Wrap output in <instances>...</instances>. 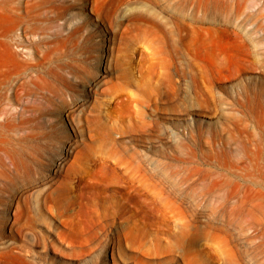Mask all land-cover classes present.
<instances>
[{
    "label": "rangeland",
    "instance_id": "rangeland-1",
    "mask_svg": "<svg viewBox=\"0 0 264 264\" xmlns=\"http://www.w3.org/2000/svg\"><path fill=\"white\" fill-rule=\"evenodd\" d=\"M239 1L185 0L183 17L177 0L30 12L27 36L47 39L36 52L14 44L19 56L45 54L61 98L95 73L102 85L82 136L65 116L42 118L76 147L60 169H47L58 141L31 149L28 174L0 149V264H264V0ZM224 191L245 192L249 212H215Z\"/></svg>",
    "mask_w": 264,
    "mask_h": 264
},
{
    "label": "bare ground",
    "instance_id": "bare-ground-1",
    "mask_svg": "<svg viewBox=\"0 0 264 264\" xmlns=\"http://www.w3.org/2000/svg\"><path fill=\"white\" fill-rule=\"evenodd\" d=\"M240 1L238 2V6H240ZM57 2L62 3L64 2V0H0V19H4V21L8 20L10 22L8 23V25L5 23L7 27L4 24L3 25L5 27L2 24V28L0 26V114L5 113V116L3 115L4 118L0 120V149H6H4L5 151L3 152L7 153L6 156L8 157V159L10 158L11 162L13 163V166L16 165L17 160L22 159L23 167L25 168L24 169L22 167L24 170L23 172L27 171V174L31 171V164L27 159V154L31 151V149H34L38 154L43 149L45 144H51L54 141H58L60 143L58 145L59 151L55 156L49 157V164L47 167L48 170H58L60 169V167H62V164L65 158L67 157L66 151L68 154L72 148H76L73 146L74 142L72 141V137H61V135L59 134L60 129L57 130L56 128H51L43 130L44 127H42V118L45 117L47 114L59 120L60 118L65 116L67 119L70 120L71 124L73 125L75 135L82 136V134H84V131H90L92 121V109L90 108L87 111L85 110V106L88 101L87 93H90V90H93L94 92L101 91L102 73H95V75L88 78L85 83L81 84L82 93L77 96L75 95V97L71 98V102L70 100L61 98V91L59 88L60 86L57 87L55 82L53 80H49L47 77L52 72L51 65H42L43 59H45L46 57L45 54H43L42 56H33L34 58H32V60L29 57L19 56V52L14 47V44H16L20 47H27L29 49L31 48L33 49V52H36L38 49H41L40 47L47 39L46 36L40 37L38 39H35L33 37L35 35H38L39 33H36L34 36L32 35L33 37L31 36L30 39L29 36H27L31 27V24L29 23V19L31 17L30 12L33 10H41L42 8L47 6L49 8L52 6L55 7V4H57ZM184 2L185 0H177L178 5L175 7V10L180 17H183L185 13ZM214 6H216V4ZM131 8L133 7L131 6ZM76 14L78 15V13ZM21 26L22 30L21 32H19L18 29ZM243 26H241V28L242 30H245ZM47 27L45 29H47ZM37 31L38 30H36V32ZM120 33H124L123 26L120 30ZM26 36L28 37V39L26 38ZM104 36H106V34ZM104 38V41L108 40V44H101V52L100 54H98V58L105 59V66L103 65L102 67L103 71H106L108 69V65L110 64L107 54L108 50L112 47L113 36L109 33V35ZM56 95H60V101L57 100L56 102V99L54 100V96ZM65 96H67V94ZM67 102H70L68 103V106ZM13 105H20V110L16 111L14 109L15 111H12ZM30 140H35L34 144H31V142H29ZM83 144L84 142L82 140L75 145H78L79 147ZM15 169L16 171H18V173L21 172L17 170V167ZM42 173L43 171L41 172V174ZM36 176L38 177V173L36 174ZM28 177L29 175H27L26 178ZM197 192L198 191H193V194H196L197 196ZM134 193L136 195H140V192ZM191 193L189 194V196H192ZM195 198L193 196V199ZM195 200L193 201L195 202ZM176 201L179 207L182 206V200L180 198ZM7 202H9L8 206H10V200H8ZM248 202V195L245 192L235 196L234 199H232L231 195L228 192L224 191L223 197L219 202V206H217L215 208L216 210L214 211H225L228 216H233L243 212L248 213L250 209L248 206ZM151 208L154 209L152 206ZM175 243L178 246H183L186 245V243L188 244L189 240L185 237H178L177 242L175 241ZM182 243L184 244L181 245Z\"/></svg>",
    "mask_w": 264,
    "mask_h": 264
}]
</instances>
